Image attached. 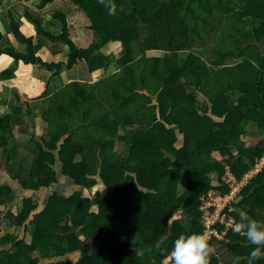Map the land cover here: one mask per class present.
Returning a JSON list of instances; mask_svg holds the SVG:
<instances>
[{"label": "trees", "instance_id": "1", "mask_svg": "<svg viewBox=\"0 0 264 264\" xmlns=\"http://www.w3.org/2000/svg\"><path fill=\"white\" fill-rule=\"evenodd\" d=\"M70 1L86 12L101 39L80 48L63 11L54 14L63 26L60 36L35 19L39 33L70 46L58 71L86 60L92 71L108 74L59 92L42 114L47 134L32 138V148L23 146L22 153L9 148L11 117L1 118L0 146L20 188L38 192L59 184L61 163V173L89 194L55 192L43 210L25 196L18 214L6 218L15 217L12 228H32V241L1 236L0 228V264H162L178 236L203 233V197L229 191L222 179L227 166L242 178L264 157L262 143L244 140L253 125L264 134V0H115V15L97 0ZM12 23L29 55L13 49H0V55L42 62L33 57V39ZM111 43L121 47L116 68L103 51ZM182 51L190 52L183 65ZM232 93L244 97L232 101ZM198 94L210 106L200 105ZM13 197V187L0 186L1 206ZM235 205L228 215L236 223L240 211L264 222V171ZM91 240L96 248L81 261L60 260ZM210 244L223 252V262L214 254L210 264H248L254 247L234 228Z\"/></svg>", "mask_w": 264, "mask_h": 264}, {"label": "crops", "instance_id": "2", "mask_svg": "<svg viewBox=\"0 0 264 264\" xmlns=\"http://www.w3.org/2000/svg\"><path fill=\"white\" fill-rule=\"evenodd\" d=\"M42 1L0 0V49H13L18 54L29 55L28 45L22 42L14 31L12 23L14 18L20 32L26 38L33 39L35 50L33 57L42 60V62L28 63L21 59L17 62L15 57L9 54L0 55V119L6 116L11 117L12 129L7 133L10 134L9 148H12L11 151L20 148L21 153L23 146L32 148V138L40 139L47 134L48 125L42 114L51 105L54 97L59 92L73 82L96 83L108 74L104 69L92 71L86 60H79L71 69L58 71L57 65L67 62L69 59L70 46L63 40H54L46 34L39 33L35 19L41 18L47 31L60 36L64 32L63 26L61 21L54 17V14L57 11H63L67 14L70 22V37L80 48H87L101 38L99 33L91 28L92 20L86 12L70 0L56 1L46 7L41 6ZM111 44L105 47L103 51L113 60ZM118 47L121 48L119 44H117ZM112 68H116V60H113ZM9 70L11 72L2 75L3 72ZM247 137L250 138L248 131L244 137L248 146L258 145L252 140L248 141ZM254 140H257V138H254ZM2 150L3 148L0 146V165L2 164L0 186L10 185L13 189L16 186L20 188L19 185L10 184V180L13 179L2 161ZM59 166L62 167L61 163ZM58 178L60 183L50 189H41L38 192L22 188H20V191L15 190L13 200L7 206L0 205V220L3 221L8 213L13 214L12 208L17 209L15 210L16 215L21 210L22 204L17 196L22 198L33 196L35 202L43 210L54 194L53 192L61 190L59 193L62 195L73 194L75 190L72 189L73 186L71 187L70 183H74V181L61 172ZM212 181L216 185L219 184L220 178L217 173L212 175ZM47 194L49 195L47 196ZM91 242L94 243V247L88 251L89 253L96 248V242L92 240ZM84 253L81 250L63 260L71 259L73 262H77L82 259L81 256ZM73 258H76L75 261Z\"/></svg>", "mask_w": 264, "mask_h": 264}, {"label": "clouds", "instance_id": "3", "mask_svg": "<svg viewBox=\"0 0 264 264\" xmlns=\"http://www.w3.org/2000/svg\"><path fill=\"white\" fill-rule=\"evenodd\" d=\"M107 10L109 15H115L117 4L115 0H97ZM236 233H243L248 242L253 245L249 254L248 264H254L262 257L264 249V222L250 218L246 212H241L239 222L234 225ZM215 248L210 244L205 233L181 234L176 238L171 249L174 264H210V257ZM139 254V253H138ZM239 259V258H237Z\"/></svg>", "mask_w": 264, "mask_h": 264}, {"label": "built area", "instance_id": "4", "mask_svg": "<svg viewBox=\"0 0 264 264\" xmlns=\"http://www.w3.org/2000/svg\"><path fill=\"white\" fill-rule=\"evenodd\" d=\"M263 171L264 157L258 159L242 178H237L227 166V171L222 179L229 191L221 194L217 190H211L203 197V233L207 235L209 242L213 237L223 238L228 229L234 228L235 219L230 217L228 212L234 210L233 206L237 203L243 188L247 187ZM219 223L225 225L227 230L220 232L216 227ZM162 264H174L173 257L170 255Z\"/></svg>", "mask_w": 264, "mask_h": 264}, {"label": "rangeland", "instance_id": "5", "mask_svg": "<svg viewBox=\"0 0 264 264\" xmlns=\"http://www.w3.org/2000/svg\"><path fill=\"white\" fill-rule=\"evenodd\" d=\"M236 1L240 5H246L247 4V2L245 0H236ZM111 45H112L111 46L112 47L111 48V50H112L111 51L112 52L111 53V56L113 57V60H117V58H118V52H120L121 48H119V47L117 48V44L116 43H113ZM261 47L264 50V44L261 45ZM139 49H140L139 48V45L136 44L135 51H134L135 57H138L139 56ZM189 53L190 52H188V51H182L180 53L179 58H180V62H181L182 65L186 62V59L188 58ZM242 96L239 95V93H232L229 97H230V99L232 101H238ZM198 103L200 105L204 106V107L210 106L209 101L202 94H198ZM247 131H248V136L250 137V138L247 137V140L248 141L249 140H252L253 142H256L257 144H261L262 143L264 145V134H263L261 128H258L257 125H253L252 127H249L247 129ZM254 138H257V140H254ZM244 140H245V138H244ZM10 149H12V148L10 147ZM15 150H17V148ZM215 155L219 157V155L217 153H215ZM61 168L62 167L58 166V169L60 170V172H61ZM10 184L11 185H15V186L16 185H19L18 184V181H15V180H10ZM70 186L71 187L72 186L74 187V188L72 187V189L75 190L74 192H76V191H82L83 192L85 190L84 192L87 193V194H89V192L84 187H78L73 182L70 183ZM97 188L95 190H97ZM60 189H61V187H60ZM13 190L15 192V190L16 191H20L21 189L18 186H16V187H14ZM59 192H61V190ZM53 193H55V192H53ZM48 195L49 194H47V196ZM17 197H18V199H20V202L22 204V199L23 198L20 197V196H17ZM235 207H236V205L233 206V209H235ZM15 210H17V209L16 208L15 209L12 208L11 211L13 212V214L16 215ZM39 210H41V209H39ZM240 212H242V211H240ZM14 218L15 217H12L11 219H8V218L5 217L3 221L0 220V228L3 229V232H2V235L1 236L8 235L9 234V235H12L14 237L15 236L18 237L19 239H26L28 241V243H31L32 238H33V230H32V228H28L27 225L26 226H23V227H18V228H12L9 225L13 221ZM93 247H94V243L93 242L86 241L85 247L83 249V252H85V253L81 256V258L84 259L86 256H88L89 255V252L88 251L91 250ZM85 254H87V255H85ZM214 254L219 258V260H221V262H223V252H221V253H216L215 252ZM75 259L73 258L74 261H75ZM82 259H80V261ZM77 262H79V261H77ZM77 262H75V263H77Z\"/></svg>", "mask_w": 264, "mask_h": 264}]
</instances>
